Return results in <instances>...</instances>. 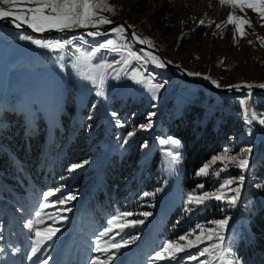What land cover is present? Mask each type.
Segmentation results:
<instances>
[{
  "label": "rangeland",
  "instance_id": "1",
  "mask_svg": "<svg viewBox=\"0 0 264 264\" xmlns=\"http://www.w3.org/2000/svg\"><path fill=\"white\" fill-rule=\"evenodd\" d=\"M96 2L101 5L97 18L126 21L138 39L150 41L145 44L198 81L214 87L219 84L217 88L264 84V20L251 9L241 12L221 5L220 0ZM0 8L12 10L3 3ZM161 12H165L164 29L158 26ZM229 13L250 21L251 26L243 25L245 37L234 33V25L224 26ZM22 35L70 43L52 51L20 39ZM108 41L113 44L100 48ZM93 50L97 51L91 60L83 62L81 54ZM129 51L140 59H133ZM147 53L151 52L136 47L125 29L95 36L76 32L40 37L0 26V150L17 161L16 153L23 148L21 142L33 132L35 154L56 142L57 148L47 161L51 166L66 146L75 145L71 163L60 173L57 185L41 186L39 197L33 201L17 193L13 208L7 200L0 199V264L18 263L14 255L25 258L19 264H93L96 259L102 264H227L230 259L246 264V217L254 207L253 197L264 193V187H257L264 185V125L259 123V118H264V93L209 92L181 82L172 73L180 74L179 71L165 65L158 67L148 60ZM136 71L151 84L162 87L154 92L150 85L135 83L130 77ZM89 76L96 82L86 78ZM101 90L103 96L97 94ZM188 109L196 111L192 122L195 125L204 126L209 118L221 120L226 116L239 122L224 140V150L204 163L208 165L206 176L197 175L199 169L192 166L185 169L186 151L181 142L178 149L159 144L161 138L177 139L171 127ZM252 113L257 119L251 120ZM149 122L151 128L141 127ZM129 132L134 134L129 137ZM169 149L180 153V162L174 166L168 163ZM214 157L226 159L213 161ZM232 157L236 161L247 159V167L239 168ZM74 165L82 166L73 169ZM108 173L112 186L105 187L102 181ZM225 180L232 183L221 189ZM237 188L239 199L235 207H229L226 201ZM99 189L106 202L92 211L87 205L100 199ZM218 190L224 192L221 200H208L202 205L187 203L189 194ZM50 191L53 195L47 196ZM70 196L75 199H67ZM62 200L65 202L60 203ZM144 212L150 215L145 217ZM123 213L131 215L118 223L129 226L122 231L114 228L104 235L109 220ZM218 220L228 221L219 256L210 247L217 237L207 238L209 231H219L213 223ZM29 223L33 225L31 229L25 227ZM46 227L57 229L56 234L33 255L36 230L44 236ZM5 230L9 246L18 251H13V256L7 249ZM181 236L187 239L180 241ZM197 236L203 237L202 242H197ZM124 241L128 243L118 251L112 247ZM190 241L195 242L194 246L189 245ZM65 242L63 261L59 263ZM166 242H178L185 246L184 251L171 259L154 260ZM108 256L112 259L108 260Z\"/></svg>",
  "mask_w": 264,
  "mask_h": 264
},
{
  "label": "snow or ice",
  "instance_id": "2",
  "mask_svg": "<svg viewBox=\"0 0 264 264\" xmlns=\"http://www.w3.org/2000/svg\"><path fill=\"white\" fill-rule=\"evenodd\" d=\"M0 3H3L5 5H10L12 10H5L4 8H0V18H13L15 21H22L23 23H27L30 28H32L36 32H43L46 29H66L71 28L73 26H81V27H87L88 25H92L93 27H96L100 24H110L111 21L103 16H100L97 18V9L101 7L100 3H97L96 0H0ZM221 5H230L233 9H239L241 12H244L245 9H251L254 12H257L261 19L264 20V0H220ZM106 7V10L112 11L110 7ZM246 15V13H245ZM204 21H201V24H203ZM232 24L234 25V33H239L240 37L243 38L247 35V33L244 31L243 25L248 24L251 26L250 21H247L243 19L240 16L234 15L232 13H229L226 21L224 22V26ZM20 25L17 24V27ZM219 28L220 25H217ZM117 32H123V27H118L115 29ZM97 32H89L88 35L95 36L98 35ZM22 40H29L33 44L45 48L50 49L52 51H58L62 50L67 43H70V41L61 42L59 40L57 41H43L38 39H33L31 36H25L22 35L19 37ZM235 39V34H234ZM141 43H151L147 40H140ZM112 41H108L107 44L100 45V48H107L110 45H112ZM262 46H264V41H262ZM97 50H93L89 53H82L81 59L83 62H88L91 60L92 56L95 55V52ZM129 56H131L133 59H140V57L135 56L131 51L128 53ZM148 57V60L151 61V63L156 64L158 67H164V63L157 57L152 55L151 53L146 54ZM145 62H148L147 60ZM125 64L128 63L127 60L124 61ZM189 75H193L192 73H189ZM195 75H199L198 73ZM88 79H92L93 83H95V78L93 77H86ZM132 80L135 81L137 84H145L150 85L151 89L155 91H158L162 85H155L151 84L150 81L143 78L142 74L138 71L133 72L131 77ZM207 79V77H205ZM100 84L103 85L104 80L103 77L100 78ZM213 84H216V81H212ZM217 87L220 85L217 84ZM239 87V86H235ZM247 87H252V85H247ZM260 87L264 88V85H260ZM100 96L104 95V92L101 90L97 93ZM240 103L243 105L245 104V101L241 100ZM248 109L245 108V115L247 119ZM115 115V114H113ZM257 119V115L255 113L251 114V120ZM251 120H248L247 122H251ZM259 123L261 125H264V118H259ZM142 128H151L152 124L149 122L147 125H141ZM134 133L129 132L128 136L131 137ZM127 141H125L126 143ZM160 145H171L173 148L178 149L180 146V141L173 138V137H166L159 139ZM147 147V145H145ZM250 151V150H247ZM167 156L170 157V160L168 161L170 166H174L180 162V153L179 151H173L169 149L167 151ZM216 159H226V157H214L213 161ZM233 162L237 163V166L241 169H244L247 167V159H240L239 161H236L235 157L231 158ZM86 163V162H85ZM82 165H74L72 166L73 169L77 167H81ZM200 176H206L208 175V165H204L199 169V171L196 173ZM218 175V173H217ZM240 182L242 183L244 180V177L241 175L239 177ZM231 180H225L223 184L221 185V189L226 188L227 186L231 185ZM198 187L203 188V185H199ZM257 187H264V185H257ZM235 195L231 198L227 199V204L229 207H235L237 200L239 199V188L235 189ZM47 196H52L53 193L50 191L46 194ZM147 195V194H145ZM224 198V192L221 190H218L214 193L205 192L202 195H195V194H189L187 197V203L189 205H202L208 200H221ZM67 199H75L74 196H70ZM65 201H60V203H64ZM47 207V205H45ZM128 215H131L130 213H123L121 216L114 217L113 219L109 220V227L105 230L104 235H107L109 232L113 231L114 228L119 227V229L122 231L124 227H127L129 225L125 223H118L122 219V217H126ZM143 216L147 217L150 215L148 212L142 213ZM142 221H137L135 223H139ZM213 223L216 225L218 232L215 231H209L207 238L211 239L213 236L217 237V242L214 244H211L210 247L213 251V254L219 256V253L223 251V241L224 236L223 232L225 229V226L227 225V220H218L213 221ZM25 227L32 228V223L26 224ZM57 229L55 228H45L44 232L46 235L42 236L41 231L39 229L36 230V241L35 245L32 248V254L36 255V253L39 251L40 247L46 243L47 241H50L53 239V237L56 234ZM187 237L181 236L179 237L180 241L186 240ZM203 237L197 236V242H202ZM128 243V241H124L123 244H113L112 247L116 248L117 251L122 247L125 246ZM195 242H189L190 246H194ZM185 246L181 245L178 242H166L160 251H158L155 256L154 260H164V259H171L175 257V254L180 251H184ZM100 250L99 248L97 249ZM105 251H108L107 246H105ZM205 251H208V249H205ZM200 255H204V252H201ZM108 260H111L112 257L108 256ZM195 259V257H193ZM93 264H102V262L99 259H96L93 261ZM227 264H239L238 260H228Z\"/></svg>",
  "mask_w": 264,
  "mask_h": 264
},
{
  "label": "trees",
  "instance_id": "3",
  "mask_svg": "<svg viewBox=\"0 0 264 264\" xmlns=\"http://www.w3.org/2000/svg\"><path fill=\"white\" fill-rule=\"evenodd\" d=\"M160 17L158 26L160 29H164L165 25L162 24L165 23V12H161ZM257 95L260 96V94ZM261 105H264V102ZM194 108L198 110V106H194ZM195 109L185 110L181 117L175 121L176 125L171 127V132L185 148V169L188 165L198 170L212 156L224 150V140L232 135L231 131L239 122L231 116H226L225 119L221 118V120L209 118L204 126L195 125L192 123L195 118ZM195 126L197 128L193 130ZM32 133H29L26 141L21 142L23 148L16 153L17 161L12 155L0 150V199L7 200L12 208L17 199V193L25 195L27 199L33 201L39 197L37 193L41 186L57 185L58 183L55 182L60 173L63 169L68 168L71 158L74 156L73 148L75 145L72 144L66 146L58 160L52 161L51 166H47L51 154L57 148L56 142H52L44 149L40 148L41 151L35 154L34 140L36 134L32 135ZM45 153L49 154L46 155ZM110 178V173L105 174L102 185L105 187L112 186ZM98 192H101L100 199H93L87 205V208L92 211L98 209V204L104 206L106 202L102 190L99 189ZM252 201H254V207L250 208V215L246 217V235L249 240L244 245L246 264H264V193L261 196L253 197Z\"/></svg>",
  "mask_w": 264,
  "mask_h": 264
},
{
  "label": "water",
  "instance_id": "4",
  "mask_svg": "<svg viewBox=\"0 0 264 264\" xmlns=\"http://www.w3.org/2000/svg\"><path fill=\"white\" fill-rule=\"evenodd\" d=\"M17 24H19L20 26L17 27ZM0 26H5L11 29H15V30H25L28 31L30 33H32L33 35L36 36H40V37H49V36H54V35H62L64 33H76V32H97L99 34H108L112 31H114L116 28L118 27H123L126 32L129 35V38L132 40V42L136 45V47L141 48V49H145L151 53H154L157 57H159L164 65L170 69V70H177L180 73L183 74L184 76V81L187 83H190L192 85L198 86L200 88L206 89L209 92L215 93V94H219V95H225V94H229V93H238V92H243V91H252L251 93L254 94H260V93H264V88L260 87V85H252V87H247L246 84H240L238 85L239 87H225V88H217L214 87L208 83L202 82V81H198L194 78H192L189 73L182 68L179 65H175V64H171L168 62V60L166 59V57L160 53L158 50L149 47L147 44L145 43H141L140 41H138L136 39V36H138V34L136 33V31H134L130 25L126 22V21H113L110 24H102V25H98L96 27L93 26H89V27H71V28H66L63 30L60 29H46L43 32H36L34 31L32 28H30L28 26L27 23H23L22 21H15L13 18H0ZM139 37V36H138ZM264 85V84H262Z\"/></svg>",
  "mask_w": 264,
  "mask_h": 264
},
{
  "label": "bare ground",
  "instance_id": "5",
  "mask_svg": "<svg viewBox=\"0 0 264 264\" xmlns=\"http://www.w3.org/2000/svg\"><path fill=\"white\" fill-rule=\"evenodd\" d=\"M73 27H78V26H73ZM80 27V26H79ZM85 34H88L89 32H84ZM67 34H70V33H64V34H62V35H67ZM139 37L138 36H136V39L138 40V41H140L141 39H138ZM154 54V53H153ZM155 55V54H154ZM156 56V55H155ZM175 76H177V79H179L181 82H184V76H183V74L182 73H180V74H178V73H176L175 71L174 72H172ZM248 92H252V91H248Z\"/></svg>",
  "mask_w": 264,
  "mask_h": 264
}]
</instances>
